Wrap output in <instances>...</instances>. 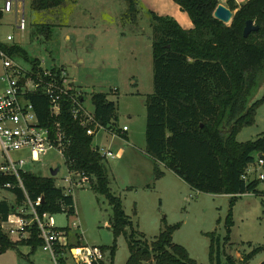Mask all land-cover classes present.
<instances>
[{"label": "trees", "instance_id": "16d2710c", "mask_svg": "<svg viewBox=\"0 0 264 264\" xmlns=\"http://www.w3.org/2000/svg\"><path fill=\"white\" fill-rule=\"evenodd\" d=\"M173 1L188 13L193 26L185 29L173 18L149 12L153 91L145 100V151L153 160L156 177L163 175L159 167L163 165L192 189L230 195L223 238L226 244L233 225L232 207L236 199L244 193H260L257 190L260 180L246 181L241 176L255 162L257 155L264 160V132L254 140L244 142L237 141L236 134L254 122L256 109L264 103V93L260 98L250 100L260 75L264 74V0H247L239 7L233 0H226L230 10L237 8L227 24L213 16L219 0ZM126 2L127 19L135 22L138 13L136 0ZM65 5L66 0L30 1L31 9L36 12ZM247 20H252L258 29L244 37ZM50 30L49 23L35 25V32L46 38L50 36ZM1 47L38 69L39 59H31L21 45L7 47L2 44ZM30 99L40 124H47L50 121L47 96L36 92L30 95ZM91 102L96 121L103 127L114 128L116 106L108 98V93L93 92ZM58 120L69 139L63 152L68 170L88 175L91 189L104 195L112 208L109 225L114 239L111 245L101 246L102 250L108 249L113 259L116 238L123 234L129 251L125 264H198L184 246L172 241L180 223L166 224L163 221L164 226L150 241L135 229L126 232L128 227L132 228V222L123 209L121 198L110 189L107 161L92 145L94 136L87 135L72 118L66 102L61 105ZM20 178L23 189L14 175L0 172V188L9 190L15 198L13 204L6 199L0 200V224L8 214L23 207L26 201L24 191L31 200L42 197L37 208L39 213H60L61 204L69 207L67 214L75 212L73 196L64 194L55 186L54 176L26 171L20 174ZM6 183L11 187H5ZM41 243L35 225L29 228V236L19 241L11 240L0 225V254L19 244L30 245L33 250ZM216 249L211 238V264H214ZM260 251H264V244L242 253L239 261L224 251L223 254L227 264H248ZM60 262L65 264L62 257Z\"/></svg>", "mask_w": 264, "mask_h": 264}, {"label": "rangeland", "instance_id": "374dc122", "mask_svg": "<svg viewBox=\"0 0 264 264\" xmlns=\"http://www.w3.org/2000/svg\"><path fill=\"white\" fill-rule=\"evenodd\" d=\"M30 1H25L27 28L24 33L11 26L13 15H5L0 23V34L12 33L31 59L41 60L43 68H64L68 81H73L74 87L84 95V104L89 110L93 106V92H106L115 103L117 120L114 131L100 129L93 137L92 145L113 152L123 149L121 158L107 160V168L110 189L121 198L123 209L132 222V228L128 227L126 232L135 229L150 241L164 226L163 221L166 224L180 223L172 241L184 246L198 264H211V238L217 248L214 264H227L225 254L239 261L242 253L263 245L264 181L260 180L257 186L260 193H246L236 199L232 207L233 225L229 241L224 244L230 196L192 189L163 165H159L163 175L156 177L153 160L145 151V100L153 91L149 12L173 18L185 29L193 26L188 13L173 0H136L138 13L134 22L125 14L127 0H66L64 7L46 12L33 11ZM41 23L51 24L48 38L35 32V25ZM66 34L70 35L69 40ZM263 93L264 74H261L250 100L260 98ZM122 126L128 128L124 136L117 132ZM263 132L264 103L256 109L254 122L236 134V140H254ZM19 154L22 153H12L13 156ZM2 157L0 154V161ZM25 168L41 176H49L50 170L57 168L55 186L66 185L63 178L67 176L68 168L63 155L55 150L48 151L41 156L40 162L27 164ZM260 171L264 173V169ZM72 196L75 212L54 214L56 226L71 227L72 222H77L80 228L72 229V232L82 237L81 243L111 245L114 236L107 223L112 208L106 197L95 193L89 184L76 189ZM2 198L12 204L15 202L9 190L0 188ZM75 237L72 236L74 241ZM104 251V264H125L129 255L125 236L120 234L116 238L113 259L108 249ZM263 256L264 251L258 252L248 264L261 263ZM0 264L54 262L40 246L32 250L30 245L19 244L0 255ZM70 264L75 263L70 261Z\"/></svg>", "mask_w": 264, "mask_h": 264}, {"label": "built area", "instance_id": "2783aa9c", "mask_svg": "<svg viewBox=\"0 0 264 264\" xmlns=\"http://www.w3.org/2000/svg\"><path fill=\"white\" fill-rule=\"evenodd\" d=\"M25 1L2 0L0 23L5 15H13L11 26L23 34L27 28ZM15 43L17 42L12 33L0 36V154L3 155L0 172L14 175L23 189L20 174L27 171L25 166L37 164L41 156L50 150L63 155L69 143L58 120L63 102L68 104L72 118L85 129L87 135L95 136L100 129L113 132L114 128L103 127L96 121L93 110H89L84 104L85 97L82 92L68 81L64 68H43L40 64V70H35L31 64L21 63V58L11 55L1 47L2 44L11 47ZM36 92H42L49 100L50 121L44 125L40 124L30 99V95ZM127 130L126 126H122L117 132L124 133ZM93 146L106 161L121 155L120 150L113 152L99 145ZM13 152L22 154L13 156ZM261 169H264V160L257 155L255 162L245 169L241 177L246 181H264ZM63 180L66 185L59 188L66 195H72L76 189L84 188L86 184L90 185V177L75 170H68ZM5 187H11V184L6 183ZM24 193L26 201L23 207L18 212L8 214L0 224L2 231L10 239H26L29 236V228L35 225L42 241L40 247L51 256L54 264H61V257L65 264H70V261L75 264L104 263L105 251L100 246L72 244L70 230L79 229V223L72 222L71 227L66 226V229L57 227L53 219L54 214L38 212L42 197L31 200L25 191ZM68 209V206L61 204V212L67 213ZM78 237L82 239L81 236ZM56 249L63 251L57 252Z\"/></svg>", "mask_w": 264, "mask_h": 264}, {"label": "water", "instance_id": "95a60500", "mask_svg": "<svg viewBox=\"0 0 264 264\" xmlns=\"http://www.w3.org/2000/svg\"><path fill=\"white\" fill-rule=\"evenodd\" d=\"M213 16L217 18L218 20H220L221 22L227 24L231 21L233 17V12L225 5L219 3L213 12ZM257 29H258V26L255 25L252 20H247L245 23L244 29H243V36L247 37L249 33H251L252 31H256ZM57 171H58L57 168L51 169L50 175L55 176ZM259 264H264V260Z\"/></svg>", "mask_w": 264, "mask_h": 264}, {"label": "crops", "instance_id": "0c3cea01", "mask_svg": "<svg viewBox=\"0 0 264 264\" xmlns=\"http://www.w3.org/2000/svg\"><path fill=\"white\" fill-rule=\"evenodd\" d=\"M2 1V0H1ZM247 0H233V2H234V4L237 6V7H239L240 5H242V4H244L245 2H246ZM219 3H221V4H223V5H225L226 7H228V5H227V2H226V0H219ZM1 5V4H0ZM25 6H26V4H25ZM237 9V8H236ZM236 9L235 10H233L232 12H233V14H234V12L236 11ZM0 36H2L1 34H0ZM66 38H68V40L70 39V35H68V34H66ZM16 41V40H15ZM17 43H15V44H19L18 43V41H16ZM23 47V46H22ZM17 57H19V58H21L24 62H26V63H29V64H31L30 62H28V61H26V60H24L22 57H20V56H18V55H16ZM39 62H40V64H41V60H39ZM42 65V64H41ZM71 84H73V81H71L70 82ZM92 110H93V106H92ZM126 132V131H125ZM124 132V133H125ZM124 133H120L121 135H123L124 136ZM120 150V152H121V155H120V157L119 158H121V156H122V154H123V149H119ZM1 162V161H0ZM228 196H230V195H228ZM2 199H6V198H2ZM1 200V199H0ZM7 201H8V199H6ZM74 200V199H73ZM9 202V201H8ZM108 225H109V223H107ZM72 236H77V234L75 233V232H72V229L70 230V238H71V242H72V244L73 245H82V244H88V245H94V244H90V243H81L80 242V240L81 239H78L79 237H75L76 238V241H74L73 239H72ZM101 247V246H100ZM1 255V254H0ZM263 259H264V256H263ZM109 263H110V261H109ZM104 264V263H103ZM106 264V263H105ZM147 264H152V263H147Z\"/></svg>", "mask_w": 264, "mask_h": 264}]
</instances>
